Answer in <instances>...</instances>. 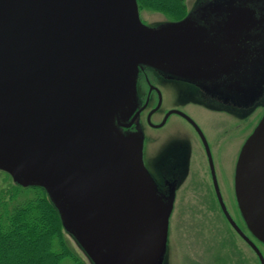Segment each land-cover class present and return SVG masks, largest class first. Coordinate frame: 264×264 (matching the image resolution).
Listing matches in <instances>:
<instances>
[{
  "label": "water",
  "instance_id": "obj_1",
  "mask_svg": "<svg viewBox=\"0 0 264 264\" xmlns=\"http://www.w3.org/2000/svg\"><path fill=\"white\" fill-rule=\"evenodd\" d=\"M140 14L137 0H0V172L43 190L92 264L166 257L176 188L160 192L142 138L121 131L139 106L141 69L205 87L233 111L264 97V0H208L157 27ZM171 114L198 135L223 215L264 264L223 203L200 128ZM233 180L245 227L264 245V115Z\"/></svg>",
  "mask_w": 264,
  "mask_h": 264
},
{
  "label": "rangeland",
  "instance_id": "obj_2",
  "mask_svg": "<svg viewBox=\"0 0 264 264\" xmlns=\"http://www.w3.org/2000/svg\"><path fill=\"white\" fill-rule=\"evenodd\" d=\"M206 1L208 0H184L185 15ZM140 11L143 23L150 27L171 21L170 17L161 12L146 8H141ZM156 82L164 93L165 108L181 107L185 99L189 98L180 96L178 99L173 85ZM198 98L204 102L198 103L197 107L185 106V110L199 125L210 143L208 146L223 203L233 221L256 245L264 258V245L252 237L240 216L233 183L240 149L264 114V97L250 113L230 109L217 113L210 112L212 109L208 106L211 102L209 95L198 94ZM142 127L143 133L147 135L146 164L150 171H153V176L155 172L153 165L161 164L162 158L157 157L173 153L172 150L164 155L168 148L176 147L177 157H180L184 150V145L176 146L181 144L180 140L183 144L187 142L183 163L186 164L188 159L190 160L189 173L182 177L176 191L174 210L169 222L167 253L163 264H260L255 252L237 235L221 211L208 176L202 144L195 132L176 116H172L164 128L159 130H151L146 125ZM192 169L200 174L203 182L189 179ZM3 177L4 174L0 173V178ZM10 184L13 185L11 181ZM64 235L71 241L85 263L92 264L77 243L70 236Z\"/></svg>",
  "mask_w": 264,
  "mask_h": 264
},
{
  "label": "trees",
  "instance_id": "obj_3",
  "mask_svg": "<svg viewBox=\"0 0 264 264\" xmlns=\"http://www.w3.org/2000/svg\"><path fill=\"white\" fill-rule=\"evenodd\" d=\"M139 9L179 21L184 0H137ZM32 191V192H31ZM0 264H86L62 231L57 212L40 188L22 189L0 178Z\"/></svg>",
  "mask_w": 264,
  "mask_h": 264
},
{
  "label": "flooded vegetation",
  "instance_id": "obj_4",
  "mask_svg": "<svg viewBox=\"0 0 264 264\" xmlns=\"http://www.w3.org/2000/svg\"><path fill=\"white\" fill-rule=\"evenodd\" d=\"M156 81L161 82L162 84L166 83V84L173 85L175 88L176 95H177L178 99L180 98V96L181 97H188L189 96V98L185 99V101L181 107H175L174 106L171 108H165L164 107V93L160 89L159 84ZM206 91L207 90L205 87L203 88L200 86H195V85L185 83V82H181L178 80L167 79V78H164L163 76H161L159 74H156L155 72H153L151 70H148L147 68L141 69L140 75L138 78L139 106L136 109L135 113L133 114L134 116L132 115L131 118L129 119V121H131L132 125L128 128H123L122 132L127 133V134H134V135H137L139 138H142L144 149H145L146 141H147V135H146V133H143V127H142L143 125H146L151 130H159V129L164 128V126L168 123L169 119L172 116H176L177 118L184 121L194 131V129L181 116L176 115V114H171L167 117V114L172 110H178V111L188 115L195 122V120L185 110V106L197 107L198 103H203L204 101L201 102V100L198 98V94L202 95V96H206L208 93ZM213 96L214 95H209V97L211 98V102L208 104V106L212 109V111H210V112H216L217 113V112H222L223 110L224 111L229 110L228 107L223 108L224 106H222V104H220V102L222 100L221 98L213 97ZM216 100H218V102ZM231 111H233V110H231ZM137 112H138V116L135 117ZM134 117H135V120L132 122ZM198 127H199V125H198ZM195 134H196V132H195ZM196 136H197V138H199L197 134H196ZM205 138H206V136H205ZM199 141H200V139H199ZM206 141H207V143H209L207 138H206ZM179 143H181V144H178L176 146L184 145V150H183V152L179 158L177 157L178 154L176 153V150H177L176 147L174 149L168 148L169 150H166L164 155H167L170 151L173 150V153L171 155H169V156L159 155L157 157V158H162L161 164L159 165L161 167H159L157 165H153V169H155L154 178L158 182V188H159L160 192H162V194H168V192L172 188H176V191H177L178 186H179L178 184H179V182H181L182 177L183 176L185 177L189 173L188 165H189L190 160L188 159L186 164L183 163V158L185 156L184 152H185L187 142L185 141V144H183L182 141L180 140ZM200 144H202L201 141H200ZM202 149H203L205 159H206V163L208 166V176L210 177L212 187L214 190V186H213V182H212V173H211L208 157H207V154H206V151H205L203 145H202ZM209 151L211 153L210 149H209ZM145 156H146V153H145ZM189 158H190V156H189ZM144 159H146V158H144ZM184 165H185V167H184ZM189 179H195L197 181L203 182L200 174L198 172H194L193 169L191 170ZM215 197H216V194H215Z\"/></svg>",
  "mask_w": 264,
  "mask_h": 264
}]
</instances>
